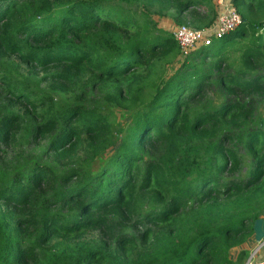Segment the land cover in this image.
Instances as JSON below:
<instances>
[{
	"label": "trees",
	"instance_id": "obj_1",
	"mask_svg": "<svg viewBox=\"0 0 264 264\" xmlns=\"http://www.w3.org/2000/svg\"><path fill=\"white\" fill-rule=\"evenodd\" d=\"M234 5L241 27L163 78L182 49L155 18L208 27L211 0H0V71L15 58L49 87L0 76V264L248 259L264 218V0ZM237 51L250 76L230 65ZM148 90L129 125L101 110ZM19 143L41 152L15 165Z\"/></svg>",
	"mask_w": 264,
	"mask_h": 264
},
{
	"label": "rangeland",
	"instance_id": "obj_2",
	"mask_svg": "<svg viewBox=\"0 0 264 264\" xmlns=\"http://www.w3.org/2000/svg\"><path fill=\"white\" fill-rule=\"evenodd\" d=\"M211 3H212V6L215 12H217V18L211 26L203 27V28H194L186 24V27H190L193 30H201V31L208 32V36L211 39L217 40L215 38H217V34L221 26V20L225 17V15H227V13L232 10H235L240 17L241 15H240L239 9L234 5V0H211ZM206 10L207 8L200 9V11L203 13ZM171 15L172 13H170L169 16L159 17V18L157 17L155 18V20L158 22L159 28L172 34L174 37L176 30L181 26L176 25V22L173 20ZM240 19L243 22L242 17ZM189 22L191 21L189 20ZM257 35L263 36L264 38V28L263 29L259 28ZM243 43L245 44L246 40ZM200 48H203V47L199 45L193 51L189 52L186 55H191L193 52L199 51ZM186 55H185V52L181 50V56L177 58L173 63H168L165 65L162 64L163 66H161L158 71L159 72L163 70L166 71V74H164L163 78H166V76H169V74L173 72V69L177 70L181 68L180 64H178V61L182 62V60L185 57H187ZM3 64H4V68L2 71H0V76H14L17 79L28 81L29 84L32 86V88L38 92V94L39 93L40 94L49 93V87L46 81V75L42 73L41 71L40 72L37 71L36 73H31L28 66L21 64L15 58L6 59L3 61ZM230 65L232 66L233 70L237 71L241 76H250L252 73H254L252 71H249L246 68V66L243 64V61L241 60V51H237L236 53L232 55ZM259 73L264 74V68ZM149 93H152V92L148 90V92L144 93L141 96L138 93H134L132 97L128 99L127 102L122 103L124 104L126 108H122L118 104L113 103L112 101H107L102 104L101 110L104 112L105 115H109L108 113L112 114V116L116 119V124H120L123 126H125L126 124L129 125L130 122H128L127 120L129 114L135 109L136 106L139 105V103L142 101V98L146 99L148 97ZM72 96L73 95L59 96L58 93L54 95L58 105L62 103H70L69 99L72 98ZM220 99L221 98L219 97L218 93L214 92L213 94L209 96L205 104L206 105L208 104L209 106H211V104L209 103L211 102L216 105V104H219ZM260 109L262 110L261 113H263L264 115V107L261 106ZM115 126L117 127V125ZM109 151L111 150L108 149L102 152L101 153L102 155H100L94 162H92V164L89 165L90 172H92L93 174L99 172V170L105 165V161L109 157ZM40 152H41V148L34 147L32 145L30 146L26 145L24 147L23 144L19 143L14 148H12V151L10 150L9 158L10 160L12 159L14 162H16L14 163L15 165H19V164H24L26 162L33 160L34 159L33 157L35 156V154H40ZM209 152H210V149H206L202 151L200 154V157H205V159L201 160L203 161V163H205V165L208 163L206 159L208 160ZM80 159H82V157H80ZM78 162H81V160H79ZM253 243L254 241L251 244L245 245L247 248L245 246H242V249H246L249 251V257L243 262V264H248L251 254L255 251V249L258 246V243L256 244H253ZM240 249L241 248L239 249L236 248L231 251V256L233 259L237 258V256L239 255Z\"/></svg>",
	"mask_w": 264,
	"mask_h": 264
},
{
	"label": "built area",
	"instance_id": "obj_3",
	"mask_svg": "<svg viewBox=\"0 0 264 264\" xmlns=\"http://www.w3.org/2000/svg\"><path fill=\"white\" fill-rule=\"evenodd\" d=\"M241 17L237 14L235 10H232L225 15L221 20V26L217 34V40L222 39L225 35H228L236 30H238L242 21ZM174 38L176 42L181 47L182 51L185 52V55L193 51L197 46L208 47L213 44L214 39H211L208 36V32L201 30H193L190 27L181 26L179 27L175 34ZM187 56V55H186ZM264 220V218H263ZM264 248V240L258 243L257 248L252 253L251 258L248 261V264H264V258L259 260V255Z\"/></svg>",
	"mask_w": 264,
	"mask_h": 264
},
{
	"label": "water",
	"instance_id": "obj_4",
	"mask_svg": "<svg viewBox=\"0 0 264 264\" xmlns=\"http://www.w3.org/2000/svg\"><path fill=\"white\" fill-rule=\"evenodd\" d=\"M255 240L257 243H260L264 240V220L263 219H260L259 221H257L255 225Z\"/></svg>",
	"mask_w": 264,
	"mask_h": 264
},
{
	"label": "crops",
	"instance_id": "obj_5",
	"mask_svg": "<svg viewBox=\"0 0 264 264\" xmlns=\"http://www.w3.org/2000/svg\"><path fill=\"white\" fill-rule=\"evenodd\" d=\"M257 242H256V240L254 239V243L253 244H256ZM245 246V245H244ZM246 247V246H245ZM247 248V247H246ZM246 250V249H245Z\"/></svg>",
	"mask_w": 264,
	"mask_h": 264
}]
</instances>
